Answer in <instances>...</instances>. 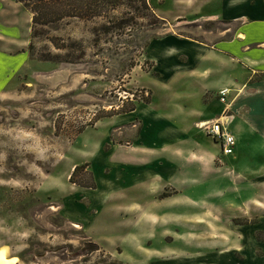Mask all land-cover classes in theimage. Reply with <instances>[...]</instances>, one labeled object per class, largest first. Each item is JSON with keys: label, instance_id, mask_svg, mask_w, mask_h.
<instances>
[{"label": "rangeland", "instance_id": "1", "mask_svg": "<svg viewBox=\"0 0 264 264\" xmlns=\"http://www.w3.org/2000/svg\"><path fill=\"white\" fill-rule=\"evenodd\" d=\"M146 3L147 10L141 0L102 2L100 16L86 13L38 27L41 34L32 41L31 20L25 19V60L0 98V255L8 264H148L150 252L163 249L182 261L199 252L200 241L213 245L203 247L204 254L216 256L217 251L205 249L237 243L244 253L237 254L239 259L252 251L264 263V158L259 149L242 144L239 163L220 152L209 154L200 167L193 162L199 160L193 154L199 149L192 147L210 148L205 134H142L140 122L134 121L138 115L129 116L151 102V81L163 78L145 57L151 42L169 29L210 47L225 39L217 33L231 25L200 20L203 6L196 0ZM7 10L16 17L26 11L15 4ZM27 11L24 17H30ZM181 15L185 21L179 23ZM21 40L17 44L8 37L9 50L0 47V56H16L22 47H13ZM202 56L225 62L210 58L207 48ZM214 76L215 70L207 69L200 77L209 83ZM233 78L235 90L247 78L239 64ZM160 89L155 86L156 97ZM185 89L173 83L165 95ZM207 91L202 105L186 99L179 103L211 108L215 99ZM242 98L237 96L235 109L244 104ZM217 99L223 107L228 103L225 95ZM139 142L163 144L165 158L178 151L166 150L169 145L185 144L181 169L186 171L177 177L167 164L159 173L168 180L131 186L130 168L118 163L135 153L131 148ZM84 164L73 181L89 185L90 171L94 188L69 180ZM124 173L127 181L122 182Z\"/></svg>", "mask_w": 264, "mask_h": 264}, {"label": "crops", "instance_id": "2", "mask_svg": "<svg viewBox=\"0 0 264 264\" xmlns=\"http://www.w3.org/2000/svg\"><path fill=\"white\" fill-rule=\"evenodd\" d=\"M10 4L22 6L15 0L14 3H11L10 0H0V12H2L0 13V47L3 48L5 45L6 48L4 49L6 50H9L10 47L8 37L14 38V41L18 44L27 29L25 19L28 18L27 21L32 19L31 13L27 10L30 17H24L25 10L17 17L8 12L7 8L10 7ZM196 4L203 6L199 10L204 14L200 20L225 22L231 25V28H226L217 33L221 39H225L208 47L201 44L202 42L199 43L189 39L185 41L182 35L171 34L168 29L162 35V38L151 42L147 47L145 57L152 62L151 69L159 71L163 78L151 81L154 94L151 102L140 104L129 116L137 119L132 116L138 115V119L134 121L140 122L142 134L150 132L152 134L186 135L193 133L194 130L198 131L196 133L205 134L212 140L211 147L206 146L203 148L197 142L195 143L199 148L192 147L199 149L198 152L193 153L199 160L193 162L199 164L200 167L207 164L203 156H209L210 154L212 157H216L219 152L221 156L228 157L231 161L236 160L239 163L240 152L238 151L242 144V148L245 147L248 150L259 149H256L257 154L264 158L262 154L264 151V105L261 104L264 103V0H196ZM184 17L185 15L178 16L179 23L185 21ZM233 26L234 28H232ZM1 38L7 40V43L5 44ZM24 41V39L21 40V46L15 45L13 47L14 49H16L15 47H22L16 56H10L5 51L6 55L0 56V98L7 91V85L5 86V84H8L13 74L22 67V60H25ZM202 48H207L208 53L210 52L212 56L210 58L224 60L225 62L222 64L218 61L210 60L208 62V58L202 56ZM235 64H239L242 67L244 76H247L245 81L239 84L241 88L237 90L233 86L236 84L233 78ZM207 69L215 70V76L212 82L209 83L200 77L201 72ZM219 70L223 71L224 81H221L222 77L219 78L217 75L220 73ZM173 83L180 84L187 89L178 92V94L173 92L166 96L165 91ZM157 85L161 89L156 97L155 86ZM207 88L212 90L211 94L215 99V104L211 108L201 107L202 104L199 101L208 92ZM223 89L227 90L225 97L228 101L224 107L217 99L219 94L222 95ZM234 96L236 99L237 96L243 97L241 100L244 103L242 107L235 109L234 101L236 99H233ZM180 99H186L188 102H199L201 105L192 104L191 106L187 104V106H182L179 103ZM134 121H130L129 124H134ZM217 121L222 123L223 127L234 136L235 146L231 155H223L220 144L201 128L205 122ZM170 149L181 152L177 151L174 156L169 154L170 158H165L163 157V144L149 145L139 142L131 148V150H136L135 153L129 157L121 158L118 164L130 168L131 178L129 183L131 186L168 180L164 179L165 175L163 173H159V169L162 170V167L167 166V164L173 168L175 167L174 171L178 174L177 177H180L186 171L181 167L185 164L188 147L185 144L176 143L172 148L169 145L166 150L170 151ZM150 152H152V155ZM154 152L159 153V155ZM120 176L122 182L127 181V173L120 174ZM206 243L200 241L197 245L202 248L213 246L207 247ZM251 244L254 251L256 248L255 241ZM239 245L242 244L230 243L224 246L226 248L205 249L210 252L217 251L216 256L208 253L204 254L203 249L200 248L199 252L194 253L192 259L187 258L182 261L172 258L169 254L170 250L163 249L162 251L150 252L146 261L149 262L148 264H260L257 262L259 261L257 259H260L259 256L251 253L252 251L245 258L239 259V255L244 256V253L242 254L239 251ZM233 247H236L235 250H233ZM227 254H230L231 257H228ZM219 257L223 259H219Z\"/></svg>", "mask_w": 264, "mask_h": 264}, {"label": "trees", "instance_id": "3", "mask_svg": "<svg viewBox=\"0 0 264 264\" xmlns=\"http://www.w3.org/2000/svg\"><path fill=\"white\" fill-rule=\"evenodd\" d=\"M109 0H15V2L21 4L31 15V35L30 40L38 38L41 34L38 27L50 25L54 22L62 21L65 18L82 17L86 13H90L92 17L100 16L101 12L99 8L100 3L108 2ZM143 9H148L146 0H141ZM56 46L55 44H53ZM32 42L29 43L28 50L32 48ZM60 48V47H58ZM43 60H50L44 57ZM86 165L76 166L70 176V182L84 188H94L93 174L89 172L91 176V182L89 185L83 183H76L73 181V176L80 169H86ZM88 166V165H87Z\"/></svg>", "mask_w": 264, "mask_h": 264}, {"label": "built area", "instance_id": "4", "mask_svg": "<svg viewBox=\"0 0 264 264\" xmlns=\"http://www.w3.org/2000/svg\"><path fill=\"white\" fill-rule=\"evenodd\" d=\"M226 91V90H225ZM226 92L222 91V95ZM205 130L208 136L217 141L221 146V152L223 155H231L235 146V139L220 122L203 123L201 126Z\"/></svg>", "mask_w": 264, "mask_h": 264}, {"label": "bare ground", "instance_id": "5", "mask_svg": "<svg viewBox=\"0 0 264 264\" xmlns=\"http://www.w3.org/2000/svg\"><path fill=\"white\" fill-rule=\"evenodd\" d=\"M0 264H8L6 259L2 255H0Z\"/></svg>", "mask_w": 264, "mask_h": 264}]
</instances>
